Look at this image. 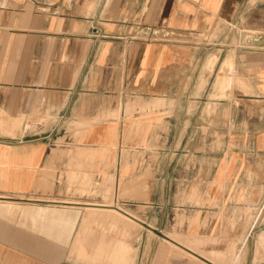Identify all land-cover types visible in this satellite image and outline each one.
Segmentation results:
<instances>
[{
  "label": "crops",
  "instance_id": "1",
  "mask_svg": "<svg viewBox=\"0 0 264 264\" xmlns=\"http://www.w3.org/2000/svg\"><path fill=\"white\" fill-rule=\"evenodd\" d=\"M42 174L53 189L32 198ZM89 179L114 204L44 197ZM40 204L83 210L84 230L140 226L77 237L90 263L146 264L155 246L153 264H199L159 235L259 253L264 0H0V264H52L19 244L35 227L65 238L73 215Z\"/></svg>",
  "mask_w": 264,
  "mask_h": 264
},
{
  "label": "rangeland",
  "instance_id": "2",
  "mask_svg": "<svg viewBox=\"0 0 264 264\" xmlns=\"http://www.w3.org/2000/svg\"><path fill=\"white\" fill-rule=\"evenodd\" d=\"M61 177V174L59 175V178ZM56 179V175L54 174H42L40 176V179L37 183V185L34 187V192L36 194L29 195L32 198H40L42 196L38 195L39 193H50L52 191V187L54 186V181ZM94 185L90 179L87 181V183H84L83 187H86L84 189H77L76 187H73L72 185L70 188L66 191V196L64 197H57V196H44L48 198H55V199H66V200H74V201H87V202H101V203H112L114 204V191L112 189L104 190V192L101 194V199L97 198L96 191L94 188ZM73 187V188H71ZM86 195L87 198H79L76 197L77 195ZM121 197V196H120ZM119 206V205H118ZM122 207V205H120ZM34 212L36 216L40 215H49L50 217L59 218L69 215L70 213L73 215V218H70L67 220V236L58 237L57 231H54L53 229L47 234L44 233L41 229H38V227H35V230L33 231V238L30 237L33 246H29L26 244V240L22 239V244H19V247L21 249H24L28 252H32V254L42 260H48L52 264H106L105 262H97V263H90L83 260L78 259L75 257L71 252V244L73 241L78 237L80 240H97L100 238L108 239V235H112L113 233H116L118 231H131V234L137 233L140 229L139 225L134 224L131 222V224L128 226L127 224H124L123 222H127L124 218H120V221H117L116 216H114V220L111 217V223H113L114 227L109 225V222H92L89 224V230H84V225L82 221H80L81 215L83 213V210H80L78 208L73 207H64L61 205H47V204H40L38 206H34ZM38 212V213H37ZM43 213V214H42ZM113 215H115L114 212ZM52 225L55 224V222L51 223ZM58 224H56L57 226ZM88 226V225H87ZM126 229H125V228ZM25 233V232H24ZM132 234V235H133ZM150 234V232H149ZM163 237L161 235L157 236L156 239L160 242L168 243L170 247L174 249L175 255H186L187 257H190L186 252H183L179 248L175 246H171V244L167 240H163ZM171 238L175 240H187L186 242L192 246L193 248H196L197 251L200 250V252L209 251L211 248H220L221 244H218V241L212 242V243H206L201 240V238H195V239H183L177 236H172ZM255 238H249L246 246L242 249L241 243L236 244V240H230L227 239L225 242H223V245H221V250L224 251L223 255L218 258L216 261L217 264H264V235H260L259 237V245L261 248L259 249L260 252L252 255L250 252L252 241ZM29 240V241H30ZM245 242V239H242V243ZM196 243V244H194ZM216 246V247H215ZM50 250H52V254L50 253ZM156 247L153 246L151 248V252L147 253L146 255V264H153L155 261L156 256ZM163 256V255H162ZM257 257V258H256ZM117 261V258L115 259L114 263L119 264ZM219 261V262H218Z\"/></svg>",
  "mask_w": 264,
  "mask_h": 264
},
{
  "label": "bare ground",
  "instance_id": "3",
  "mask_svg": "<svg viewBox=\"0 0 264 264\" xmlns=\"http://www.w3.org/2000/svg\"><path fill=\"white\" fill-rule=\"evenodd\" d=\"M18 124V123H17ZM19 129V128H18ZM14 130V129H13ZM14 135V134H13ZM78 175V174H77ZM107 190V189H106ZM84 203V202H83ZM89 204V203H88ZM97 204V203H96ZM95 204V205H96ZM104 205H100L98 204V206H92V207H97V208H106L107 210L114 212L115 214L118 213L119 209L116 206L113 205H107L106 207H102ZM91 207V206H90ZM251 208V207H250ZM92 210V209H91ZM103 210V209H102ZM88 211V210H87ZM95 211V210H94ZM105 211V210H104ZM121 211H123L121 209ZM104 213V212H102ZM126 213V212H125ZM128 213V212H127ZM126 213V214H127ZM100 214V213H99ZM98 214V216H99ZM119 214V213H118ZM130 214V213H129ZM128 214V215H129ZM102 215V214H101ZM121 215V214H120ZM106 216V215H105ZM122 217V216H121ZM103 218V217H102ZM124 218V216H123ZM132 219H134L131 216ZM131 221V220H130ZM134 223V222H133ZM139 223V222H138ZM194 234V233H193ZM191 237V236H190ZM198 237V236H197ZM199 238V237H198ZM165 239L171 244V246H175L177 248H179L180 250H182L183 252H186L188 255H190L191 259H193L194 261H196L199 264H217L216 261L218 260V258H220L224 252L219 251V250H215V249H210L209 251H204V252H200L196 250V248H193L192 246H190L186 241L187 240H175L169 236L165 237ZM202 240V239H201ZM237 240V239H236ZM204 242V241H203ZM196 244V243H194ZM121 252V251H120ZM257 258V257H256ZM219 262V261H218Z\"/></svg>",
  "mask_w": 264,
  "mask_h": 264
},
{
  "label": "water",
  "instance_id": "4",
  "mask_svg": "<svg viewBox=\"0 0 264 264\" xmlns=\"http://www.w3.org/2000/svg\"><path fill=\"white\" fill-rule=\"evenodd\" d=\"M165 237V236H164Z\"/></svg>",
  "mask_w": 264,
  "mask_h": 264
}]
</instances>
